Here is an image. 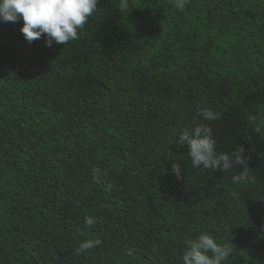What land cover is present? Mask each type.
I'll return each mask as SVG.
<instances>
[{"label":"trees","instance_id":"16d2710c","mask_svg":"<svg viewBox=\"0 0 264 264\" xmlns=\"http://www.w3.org/2000/svg\"><path fill=\"white\" fill-rule=\"evenodd\" d=\"M121 2L99 0L66 46L0 22V264H183L203 234L232 245L223 264H264V0ZM206 108L249 186L179 147ZM87 239L102 246L76 255Z\"/></svg>","mask_w":264,"mask_h":264},{"label":"clouds","instance_id":"9594fccd","mask_svg":"<svg viewBox=\"0 0 264 264\" xmlns=\"http://www.w3.org/2000/svg\"><path fill=\"white\" fill-rule=\"evenodd\" d=\"M98 3L99 0H0V22L16 24L22 20L24 26L21 33L29 44L46 38L45 46L48 48L54 43L66 46L80 39V33L96 15ZM169 3L178 12H184L190 0H169ZM119 8L121 12H129L128 0H122ZM220 120L222 116L218 112L204 109L191 125L182 130L178 145L188 148V156L194 168L202 167L209 172L225 173H230L237 167L244 168L242 173L233 175L232 183L247 187L255 182V177L250 175V158H246L245 149L239 147L230 155L217 151L211 125ZM249 120L253 124L256 122L255 117H250ZM172 172L178 181L182 179L183 173L178 165H173ZM106 175L99 168L92 173L96 184H102ZM110 189L109 185L108 190ZM232 198L238 199L235 191L232 192ZM95 223L92 218L85 219L86 228L94 227ZM80 234L85 235L83 231ZM101 246L102 241L99 239H87L80 244L76 255ZM185 247L183 264H223L232 255V245L218 246L208 234H203L198 239L186 240ZM127 255L136 258L134 250H129Z\"/></svg>","mask_w":264,"mask_h":264}]
</instances>
